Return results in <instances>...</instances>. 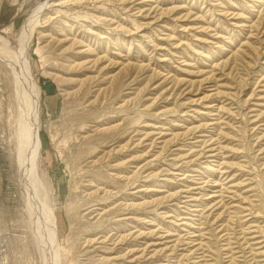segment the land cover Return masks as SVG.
<instances>
[{
  "label": "rangeland",
  "instance_id": "374dc122",
  "mask_svg": "<svg viewBox=\"0 0 264 264\" xmlns=\"http://www.w3.org/2000/svg\"><path fill=\"white\" fill-rule=\"evenodd\" d=\"M0 55V264H264V0H0Z\"/></svg>",
  "mask_w": 264,
  "mask_h": 264
},
{
  "label": "bare ground",
  "instance_id": "6f19581e",
  "mask_svg": "<svg viewBox=\"0 0 264 264\" xmlns=\"http://www.w3.org/2000/svg\"><path fill=\"white\" fill-rule=\"evenodd\" d=\"M39 13H38V15H39ZM34 17L35 16H33L32 19H30V21L28 22V24H26V26L24 28L23 47L20 51V55H19L18 60L21 61L20 63H23L22 64L23 69H24L23 76H21L22 74L20 76L24 79V81L27 85V88L25 86H23V87H25V88H23V90L27 89L26 90L27 94L22 93L23 95L20 96L21 101H19L21 103L20 105H21V109L23 112V119L25 118V120H24L25 125H23L22 127L24 128L23 130L27 133L25 135V138L27 141L26 144H28V148L26 150L25 166H26L27 170H29V168L33 169V172L35 174L36 169H37V158L40 154V149H41V140H40V136H39L41 90H40V87L38 86L37 82L35 81V79L31 76L30 68H28L26 60L24 61V56H25L26 50L28 48L29 40L31 39L30 38V29H31L32 25L34 24L33 23L35 20ZM17 67H19V65ZM18 79H20V77ZM20 82L21 81L19 80V83ZM25 83L22 82V84H25ZM23 90L21 89L22 92H23ZM19 94H21V92H19ZM23 155H25V154H23ZM36 181H37V179H36ZM38 191L40 192V189ZM43 204H44V206H42V207L39 205L40 210H39L38 217L42 219L43 224H45V226L47 228V230H46L48 233L47 235L49 236V241H50L51 246L54 250L56 247H58V229H57L56 216L54 215L52 209L49 207L50 206L49 203H47V204H49V206L46 205L45 203H43Z\"/></svg>",
  "mask_w": 264,
  "mask_h": 264
}]
</instances>
